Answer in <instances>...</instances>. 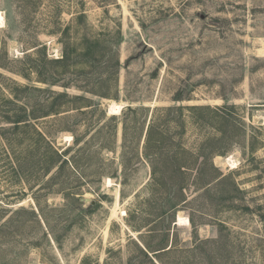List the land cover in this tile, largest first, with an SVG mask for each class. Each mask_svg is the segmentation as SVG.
Instances as JSON below:
<instances>
[{
	"label": "rangeland",
	"instance_id": "374dc122",
	"mask_svg": "<svg viewBox=\"0 0 264 264\" xmlns=\"http://www.w3.org/2000/svg\"><path fill=\"white\" fill-rule=\"evenodd\" d=\"M0 11V264H148L138 247L158 248L165 227L178 264H264V0H0ZM64 34L116 45L111 97L3 68H24L40 42L61 57ZM48 89L93 101L33 122L60 152L75 134L81 167L47 171L42 146L24 174L16 156L27 162L30 129L12 135L9 99L47 102ZM153 123L188 172L190 201L163 217L159 172L172 165L158 151L153 174L144 147ZM201 240L210 242L195 248Z\"/></svg>",
	"mask_w": 264,
	"mask_h": 264
},
{
	"label": "trees",
	"instance_id": "16d2710c",
	"mask_svg": "<svg viewBox=\"0 0 264 264\" xmlns=\"http://www.w3.org/2000/svg\"><path fill=\"white\" fill-rule=\"evenodd\" d=\"M65 38H62L61 42L62 47V56L59 58H50L47 53V45L40 42L34 47L36 48L37 56L34 57L33 53L26 52L23 58H26L27 64L21 70H15L8 66V70L20 74L21 76L31 80V74L34 73L37 81L48 83L51 85H60L64 88H69L72 85L77 88L84 90L86 92H91L92 94L99 95L101 97H111L110 92L112 89L116 88L118 81L119 70L121 67V62L118 56V50L115 47L116 45L103 44L100 38H83V41L80 44H75L69 41L67 34H64ZM67 36V37H66ZM73 76L76 78L85 79L87 81V86L79 84L78 80H74ZM31 86L26 85L24 89H29ZM37 88V87H35ZM42 90L44 88H37ZM51 94V99L47 102L38 101L35 104L31 103L28 98L19 94V92L13 93V99H9L10 104L18 105L17 114L15 117L7 116L5 118L9 122H13V126L9 129H12L14 137L23 135V132L26 129L30 130L31 136V145L26 148L25 155L27 157V162L23 161L21 158L16 156L17 168L21 173L26 174L27 171L35 167L34 155L37 149H40L42 146H45L44 149L46 152L43 154L42 163L46 165V170L51 171L54 167L65 166L66 164H71L75 170H79L81 167V158L82 147L78 148L75 154L70 152L73 146L78 144L79 138L74 134V144L73 146L67 147L65 150L60 152L56 149L51 143L46 139V135L42 130L33 125V122L52 114H59L63 111H69L71 109H79L83 106L89 107L93 105L92 99L87 98L83 95L71 94L67 91H58L53 89H48ZM81 100V102H80ZM22 102V104H20ZM169 107V110H178L179 114L183 110V106ZM190 109L195 110H211L210 106L195 105L190 106ZM8 113H12V110H9ZM10 115V114H9ZM151 124L147 131V138L145 142V155L146 157L151 158L153 174L156 176L158 173L157 165V154L158 151H161L160 154L166 153L168 155V163L172 165V169H164V172L160 173V184L159 186L166 187L163 189V195L166 201L165 208L161 210L160 216H168L172 210L176 212L181 205L187 204L190 200L186 195L187 190V175L186 166L180 165L178 160H175L174 157L169 156L170 153L164 152L163 148H167L163 145V138L161 142H157V139H154V129ZM9 147L14 154L15 146L12 141L14 138L6 136ZM157 142V143H155ZM45 145H42V144ZM161 147L160 149L157 145ZM169 149V147L167 148ZM204 146L201 147L203 151ZM179 149L175 154L179 153ZM164 152V153H163ZM184 152H186L184 150ZM211 153V152H210ZM50 154V156H48ZM69 155V156H68ZM209 156V154H207ZM50 157V158H49ZM210 184V183H208ZM207 184V185H208ZM42 210V208H41ZM33 215L37 216L36 212H31ZM192 223H195L193 217H191ZM159 231L164 234V238L161 240V244L158 248H155L150 242L143 240L145 246L139 245L138 249L142 255V258L148 262V264H178L175 260L176 251L174 249V241L172 244L169 243V227L161 228ZM55 240L58 242V238L55 236ZM206 242L210 241H198L195 248L203 246Z\"/></svg>",
	"mask_w": 264,
	"mask_h": 264
},
{
	"label": "bare ground",
	"instance_id": "6f19581e",
	"mask_svg": "<svg viewBox=\"0 0 264 264\" xmlns=\"http://www.w3.org/2000/svg\"><path fill=\"white\" fill-rule=\"evenodd\" d=\"M0 22H4V18H3V15L1 13V11H0ZM122 107L123 106L122 105H119L118 103H113V105L111 107V110H112L113 113H117V112H119L121 110ZM109 183H111V182L109 181Z\"/></svg>",
	"mask_w": 264,
	"mask_h": 264
},
{
	"label": "water",
	"instance_id": "95a60500",
	"mask_svg": "<svg viewBox=\"0 0 264 264\" xmlns=\"http://www.w3.org/2000/svg\"><path fill=\"white\" fill-rule=\"evenodd\" d=\"M85 200H87V201H88L89 199H88V198H85Z\"/></svg>",
	"mask_w": 264,
	"mask_h": 264
}]
</instances>
